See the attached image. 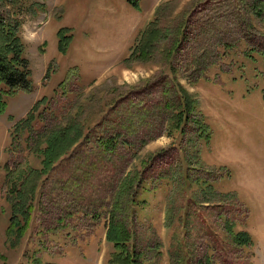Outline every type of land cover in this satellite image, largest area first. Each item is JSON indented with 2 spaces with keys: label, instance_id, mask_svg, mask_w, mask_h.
<instances>
[{
  "label": "rangeland",
  "instance_id": "1",
  "mask_svg": "<svg viewBox=\"0 0 264 264\" xmlns=\"http://www.w3.org/2000/svg\"><path fill=\"white\" fill-rule=\"evenodd\" d=\"M257 2L139 0L137 10L126 0H0L32 83L0 86V264H113L112 216L142 264H264ZM150 22L162 31L154 54L121 62ZM60 31L72 36L66 52ZM177 84L196 109L182 122ZM65 126L82 137L43 174L45 132ZM241 233L249 245L236 244Z\"/></svg>",
  "mask_w": 264,
  "mask_h": 264
},
{
  "label": "trees",
  "instance_id": "2",
  "mask_svg": "<svg viewBox=\"0 0 264 264\" xmlns=\"http://www.w3.org/2000/svg\"><path fill=\"white\" fill-rule=\"evenodd\" d=\"M135 9L139 10V0H127ZM257 6H260V9L264 11V0H258L256 3ZM158 13V12H157ZM153 25H156V22H150L140 40L139 45H135L132 49V52L128 58L125 59V63H133L138 60H148L155 52L157 48V42L162 38V31L157 28L152 29ZM17 24L14 22L12 25L8 26L3 18H0V86H4L11 92H15L18 89L31 92L32 83L30 80L31 72L29 70V62L26 58L23 57V50L21 40L17 37ZM61 40H60V50L66 52L67 48L71 43L72 36H65L63 31H60ZM148 41L149 45L146 51L143 49L144 42ZM178 41V40H176ZM178 44V43H177ZM179 45V44H178ZM178 47V46H177ZM179 48V47H178ZM178 93L186 100L185 101V113L186 118L183 117V112L181 111L178 116L180 122L183 119H190V116H193V112L196 110L193 107L194 101L191 99L189 101V92L180 84H177ZM1 92V90H0ZM1 95V94H0ZM43 101V100H42ZM39 102L36 107L39 106ZM4 105L1 104L0 111L2 112ZM166 108H172V105L165 104ZM2 108V109H1ZM183 110V109H182ZM34 114L30 112L28 117L22 122L23 124L31 125L35 119ZM196 118V116H194ZM199 128V131L202 133L204 131L205 136L203 138L206 142H209L211 138L210 128L206 122H196ZM74 127V125H72ZM83 134V128L77 129V133L72 137L70 132V126L65 127H55L45 132V142L47 144L44 151L45 160L44 168L42 173H48L53 169L54 164L57 163L64 155L67 154L69 150L75 146L79 139H81ZM116 137V136H115ZM114 137V138H115ZM109 145L112 143L111 140L105 141ZM115 143V142H113ZM111 147V146H108ZM34 186L31 191L37 189L36 182L33 183ZM31 185V184H30ZM36 187V188H35ZM29 192L25 191L23 193V198L27 202V196ZM120 201V200H119ZM18 212L14 210V215ZM27 212L22 213L23 217H27ZM237 245L245 246L251 243V239L248 234L241 233L233 236ZM108 242L114 244L117 254L113 257V264H142V254L137 253L136 251H131L130 249V233L120 221H118L116 216H112V221L107 232Z\"/></svg>",
  "mask_w": 264,
  "mask_h": 264
},
{
  "label": "crops",
  "instance_id": "3",
  "mask_svg": "<svg viewBox=\"0 0 264 264\" xmlns=\"http://www.w3.org/2000/svg\"><path fill=\"white\" fill-rule=\"evenodd\" d=\"M138 13V12H137ZM152 20V17H151V19L149 20V21H151ZM149 24V23H148ZM147 24V25H148ZM126 50H127V48H126ZM126 56H127V54L125 53V55H124V57H121V62L124 60V59H126Z\"/></svg>",
  "mask_w": 264,
  "mask_h": 264
}]
</instances>
